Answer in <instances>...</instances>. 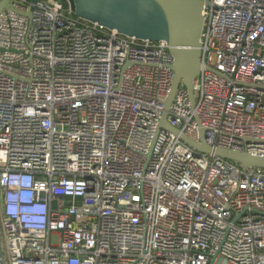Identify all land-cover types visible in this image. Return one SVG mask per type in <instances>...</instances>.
Wrapping results in <instances>:
<instances>
[{"label": "built area", "instance_id": "obj_1", "mask_svg": "<svg viewBox=\"0 0 264 264\" xmlns=\"http://www.w3.org/2000/svg\"><path fill=\"white\" fill-rule=\"evenodd\" d=\"M2 0H0L1 3ZM195 103L165 40L0 12V264H264V0H203Z\"/></svg>", "mask_w": 264, "mask_h": 264}, {"label": "water", "instance_id": "obj_2", "mask_svg": "<svg viewBox=\"0 0 264 264\" xmlns=\"http://www.w3.org/2000/svg\"><path fill=\"white\" fill-rule=\"evenodd\" d=\"M36 1L38 0H32L33 3ZM8 2L9 0L1 1L0 12L8 7ZM73 2L75 14L81 18L115 28L125 35L167 41L174 56L172 69L175 75L165 100L160 128L177 133L178 129L169 123L168 112L181 83L186 86L193 104L195 103L193 82L202 70L203 0H73ZM200 132V142L185 135L182 138L202 152H214L220 157L242 163L244 168L264 167V158L225 148L213 149L205 141L203 128Z\"/></svg>", "mask_w": 264, "mask_h": 264}, {"label": "rangeland", "instance_id": "obj_3", "mask_svg": "<svg viewBox=\"0 0 264 264\" xmlns=\"http://www.w3.org/2000/svg\"><path fill=\"white\" fill-rule=\"evenodd\" d=\"M52 1V0H51ZM72 2H73V0H72ZM74 3V2H73Z\"/></svg>", "mask_w": 264, "mask_h": 264}]
</instances>
